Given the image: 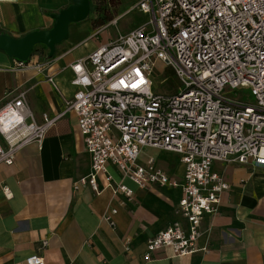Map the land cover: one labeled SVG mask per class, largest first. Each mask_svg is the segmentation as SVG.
<instances>
[{
	"label": "built area",
	"instance_id": "2783aa9c",
	"mask_svg": "<svg viewBox=\"0 0 264 264\" xmlns=\"http://www.w3.org/2000/svg\"><path fill=\"white\" fill-rule=\"evenodd\" d=\"M134 8L145 14V23L71 65L75 91L62 112L37 123L23 93L0 107V163L11 165L22 147L40 145L56 121L73 112L91 160L74 189L89 186L98 194L96 179L108 163L139 189L179 187L175 214L185 228L174 221L151 237L144 259L165 248L183 257L196 251L200 218L217 212L220 194L228 189L212 164L264 166V0H138L129 10ZM109 24L116 26V18ZM30 58L15 59L14 69L38 70ZM157 61L179 82L176 93L153 92ZM47 82L56 87L53 77ZM147 148L178 156L181 184L152 158L137 164ZM105 182L113 196L134 197L110 175ZM2 192L12 197L7 186ZM116 213L109 209L102 219L113 226ZM25 262L43 264L38 256Z\"/></svg>",
	"mask_w": 264,
	"mask_h": 264
},
{
	"label": "crops",
	"instance_id": "0c3cea01",
	"mask_svg": "<svg viewBox=\"0 0 264 264\" xmlns=\"http://www.w3.org/2000/svg\"><path fill=\"white\" fill-rule=\"evenodd\" d=\"M70 3L0 0V33L18 39L49 30L54 24L51 16ZM70 26L52 59L31 56L30 63L38 64V70L14 69L15 59L0 50V107L23 93L37 123L43 115L54 117L63 111L64 101L75 91L71 65L106 44L88 41L92 30H100L90 23L80 27L83 31ZM48 76L55 88L47 82ZM77 128L76 116L69 112L46 132L40 145L22 147L11 165L0 163V264H26L30 256L40 257L43 264H264V166L213 163L212 171L222 176L228 189L220 194L217 212L200 218L196 251L177 257L165 248L145 260L151 237L174 221L185 228L175 214L181 189L159 185L139 189L121 179L111 163L97 176L98 194L89 186L74 189L91 165ZM149 158L169 179L182 183L184 166L178 156L147 148L137 164L143 167ZM105 175L112 183L129 187L132 200L113 196ZM6 186L10 199L2 192ZM112 208L117 213L110 226L102 217Z\"/></svg>",
	"mask_w": 264,
	"mask_h": 264
},
{
	"label": "water",
	"instance_id": "95a60500",
	"mask_svg": "<svg viewBox=\"0 0 264 264\" xmlns=\"http://www.w3.org/2000/svg\"><path fill=\"white\" fill-rule=\"evenodd\" d=\"M70 2L69 6L51 16L54 24L49 30L31 32L18 39L0 35V50L16 60L26 61L31 57L35 45H43L51 58L55 47L67 38L69 26L84 21L89 14V0Z\"/></svg>",
	"mask_w": 264,
	"mask_h": 264
},
{
	"label": "rangeland",
	"instance_id": "374dc122",
	"mask_svg": "<svg viewBox=\"0 0 264 264\" xmlns=\"http://www.w3.org/2000/svg\"><path fill=\"white\" fill-rule=\"evenodd\" d=\"M137 1L138 0H122L118 5H111L112 14L117 16L116 26L107 24L100 30H92L88 41L95 45L99 43H107L108 41H113L118 35H124L145 23L147 21V17L139 12L138 9L134 8L131 11L129 10V7L131 8L134 6ZM88 23H90L89 20L81 23L80 26L75 24L70 27L71 30L76 29L78 31H83L80 27L88 25ZM37 49L39 52L42 51L41 58L45 59V50L41 47H38ZM167 70H169L171 74ZM152 82L153 92L156 94L172 95L180 88V84L174 77L172 71L166 68V66L159 61L155 62L153 66Z\"/></svg>",
	"mask_w": 264,
	"mask_h": 264
},
{
	"label": "trees",
	"instance_id": "16d2710c",
	"mask_svg": "<svg viewBox=\"0 0 264 264\" xmlns=\"http://www.w3.org/2000/svg\"><path fill=\"white\" fill-rule=\"evenodd\" d=\"M122 0H89V14L87 18L83 21H90L91 26L94 29L104 28L107 24H109L112 20H114L117 16L112 14L111 5H118ZM3 33H0L2 35ZM41 47L45 50L44 58L52 59L54 55L49 58L48 57V49L43 45H35L32 48L31 56L38 55L42 56L41 52L37 49ZM170 74L171 72L167 70ZM173 73V72H172ZM175 77V76H174Z\"/></svg>",
	"mask_w": 264,
	"mask_h": 264
}]
</instances>
